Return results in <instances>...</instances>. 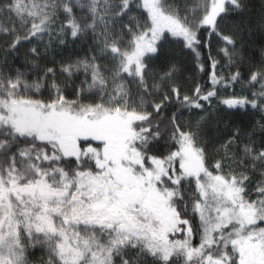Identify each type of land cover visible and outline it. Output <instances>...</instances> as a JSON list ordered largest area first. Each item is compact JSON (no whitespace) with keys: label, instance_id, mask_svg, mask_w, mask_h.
Returning a JSON list of instances; mask_svg holds the SVG:
<instances>
[{"label":"snow or ice","instance_id":"snow-or-ice-1","mask_svg":"<svg viewBox=\"0 0 264 264\" xmlns=\"http://www.w3.org/2000/svg\"><path fill=\"white\" fill-rule=\"evenodd\" d=\"M0 264H264V0H0Z\"/></svg>","mask_w":264,"mask_h":264},{"label":"trees","instance_id":"trees-1","mask_svg":"<svg viewBox=\"0 0 264 264\" xmlns=\"http://www.w3.org/2000/svg\"><path fill=\"white\" fill-rule=\"evenodd\" d=\"M251 2L257 6V8L259 7L260 4V0H251ZM207 36V33H205V37ZM169 47L173 48L174 51L177 53V57H178V62L184 66L185 68H188L189 66H191L194 63V59H193V55L191 53L190 50H183L181 51L182 45H177V44H173V45H169ZM215 48H216V44H215V38H213V54H215ZM204 56L205 58L207 57V49H204ZM224 71H227V69H224ZM233 71H235V69H233ZM190 72L189 71H185L183 73V75L187 76L189 75ZM206 79V77H205ZM239 87V85H237V88ZM256 119L259 118L258 114L255 117ZM247 119V118H246ZM197 243H198V238H197ZM37 256L40 255L39 252L36 253Z\"/></svg>","mask_w":264,"mask_h":264}]
</instances>
